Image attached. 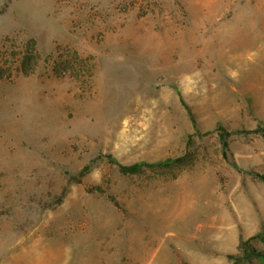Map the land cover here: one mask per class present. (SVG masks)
I'll list each match as a JSON object with an SVG mask.
<instances>
[{
	"label": "rangeland",
	"instance_id": "obj_1",
	"mask_svg": "<svg viewBox=\"0 0 264 264\" xmlns=\"http://www.w3.org/2000/svg\"><path fill=\"white\" fill-rule=\"evenodd\" d=\"M0 264H264V0H0Z\"/></svg>",
	"mask_w": 264,
	"mask_h": 264
},
{
	"label": "trees",
	"instance_id": "obj_2",
	"mask_svg": "<svg viewBox=\"0 0 264 264\" xmlns=\"http://www.w3.org/2000/svg\"><path fill=\"white\" fill-rule=\"evenodd\" d=\"M25 57H29V56H25ZM179 161V158H174V159H167V160H162L157 162L160 165H169L170 163ZM143 166V163H133L131 165H119V170L122 173H135L137 171H139L141 169V167ZM89 169L88 166H85L83 168V170L80 172V175H83L87 170ZM254 237H256V235L250 236L249 238L245 239V240H241L239 242V249L244 251V256H248L251 253H254L255 250H253V248L250 245V240L253 239ZM258 255H262L260 252H256ZM236 258V257H235ZM237 259L238 258L237 256Z\"/></svg>",
	"mask_w": 264,
	"mask_h": 264
}]
</instances>
